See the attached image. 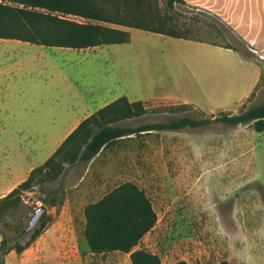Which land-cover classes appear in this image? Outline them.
<instances>
[{"label": "rangeland", "instance_id": "1", "mask_svg": "<svg viewBox=\"0 0 264 264\" xmlns=\"http://www.w3.org/2000/svg\"><path fill=\"white\" fill-rule=\"evenodd\" d=\"M183 1L172 14L184 30L235 49L261 68L253 96L234 113L264 104V0ZM129 32L128 43L85 50L0 40V174L22 155L40 165L75 117L116 95L142 100L147 109L124 126L173 117L210 121L196 129L126 137L87 172L86 165L68 169L53 185L63 189L62 206L45 211L51 218L45 229L68 236L49 255L65 264H131L128 254L90 255L82 237L83 208L131 181L150 199L157 218L139 248L158 256L160 264H264V133L256 134L251 148L250 126L212 122L233 113L235 104L220 112L218 103L208 105L204 98L221 90V74L234 60L194 41ZM165 95L199 101L207 113L158 100ZM44 195L40 187L23 194L35 207L24 227Z\"/></svg>", "mask_w": 264, "mask_h": 264}, {"label": "trees", "instance_id": "2", "mask_svg": "<svg viewBox=\"0 0 264 264\" xmlns=\"http://www.w3.org/2000/svg\"><path fill=\"white\" fill-rule=\"evenodd\" d=\"M176 3L184 4V1L0 0V40L85 50L128 43V29H139L173 39L217 45L184 30L186 25H180L172 14ZM146 113L141 101L129 103L126 97L102 107L83 119L42 165L32 169L23 182L0 198V264L5 263V256L10 251L21 254L51 221L44 212L32 232L24 233L25 221L35 209L25 203V192L40 187L45 193L39 200L41 205L59 208L64 202V192L53 186L55 182L62 179L68 169L88 164L116 141L144 132L196 129L210 122L173 117L165 123L136 127L120 124ZM212 122L230 127L250 126L255 132L264 133V104L250 106L238 113H222ZM83 218L82 237L91 254L120 252L129 254L131 264H160L158 256L139 248L157 218L150 199L133 182H123L98 201L86 205ZM24 238L28 240L20 244ZM220 264L229 263L223 261Z\"/></svg>", "mask_w": 264, "mask_h": 264}, {"label": "crops", "instance_id": "3", "mask_svg": "<svg viewBox=\"0 0 264 264\" xmlns=\"http://www.w3.org/2000/svg\"><path fill=\"white\" fill-rule=\"evenodd\" d=\"M196 44L197 45L194 46L199 47L200 49L203 48V45H208L210 46L211 50H213V54L220 56L222 58L230 57L231 59L234 60L233 61L234 65L230 69V71L223 72L221 74V82H222L221 90L216 92L212 91L208 97H204V98L206 102H208V105L214 102L218 103L221 110L220 112H229L226 108L230 104L234 103L236 109L230 112L233 113L236 112L237 108L240 107L243 104V102H245L251 96V94H253V92H255V89L259 84V80L261 77V68L259 64H257L252 58L250 60L243 57L235 49L225 48L223 46L211 45L206 43H199V42H196ZM120 97H126L129 103L142 101V100H134L128 98L125 95H116L108 99L107 101H104V103L94 111L75 117V119L68 125V128L59 137L56 138L52 153L57 149V147L62 143V141L78 126V124L83 119H85L87 116L93 114L97 110L101 109L102 107L108 105L109 103L115 101ZM158 100L161 101L168 100L183 105H193L196 108L200 109L201 111L205 112L199 101L194 102L191 99H187V98L180 99L178 97H171L166 95L159 98ZM208 113H212V110ZM242 126L243 125H239L236 127H242ZM243 127H247V126H243ZM256 134L257 132H255L251 128V148L254 144ZM131 136L133 135H129L126 137H131ZM52 153H50V155L45 157L44 161L40 165H42L52 155ZM102 153L103 151L97 154L88 164H86V168H87L86 172L88 171L89 166H91V164L95 161V159L99 157ZM40 165L39 164L36 165L28 162L24 155L18 156V159L16 160V165L13 167V169L12 170L9 169L8 172L0 174V198L7 195L17 185L23 182L27 178L29 173L32 171V169ZM82 216H83V211H82ZM66 236L68 235L66 234L62 235V232H58L55 229H45V231L41 233L36 238V240L28 248H26L21 254L18 255L14 251H10L5 256L4 264H65L62 261L55 260V258L51 257L49 253L52 252V250L54 251L59 250L58 247H60L59 245L62 244L61 243L62 238ZM72 247L74 248V245H72ZM111 253H115V252H111ZM116 253H120V252H116ZM90 255L93 254L90 253ZM102 264H110V263L104 262Z\"/></svg>", "mask_w": 264, "mask_h": 264}, {"label": "water", "instance_id": "4", "mask_svg": "<svg viewBox=\"0 0 264 264\" xmlns=\"http://www.w3.org/2000/svg\"><path fill=\"white\" fill-rule=\"evenodd\" d=\"M45 211L46 208L44 206H41L37 210H35L33 216L29 219L27 226L23 230L25 234H29L32 232V230L37 226L40 217Z\"/></svg>", "mask_w": 264, "mask_h": 264}]
</instances>
